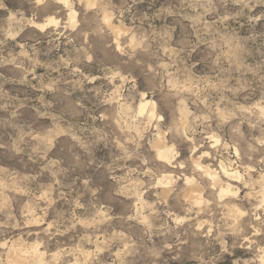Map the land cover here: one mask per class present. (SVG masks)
Masks as SVG:
<instances>
[{"label": "clouds", "instance_id": "9594fccd", "mask_svg": "<svg viewBox=\"0 0 264 264\" xmlns=\"http://www.w3.org/2000/svg\"><path fill=\"white\" fill-rule=\"evenodd\" d=\"M0 264H264V0H0Z\"/></svg>", "mask_w": 264, "mask_h": 264}]
</instances>
